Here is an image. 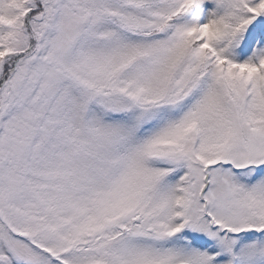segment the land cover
<instances>
[{
	"label": "snow or ice",
	"instance_id": "snow-or-ice-1",
	"mask_svg": "<svg viewBox=\"0 0 264 264\" xmlns=\"http://www.w3.org/2000/svg\"><path fill=\"white\" fill-rule=\"evenodd\" d=\"M0 264H264V0H0Z\"/></svg>",
	"mask_w": 264,
	"mask_h": 264
}]
</instances>
